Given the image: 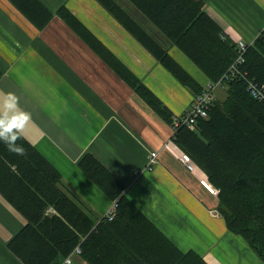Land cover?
<instances>
[{
  "label": "crops",
  "instance_id": "0c3cea01",
  "mask_svg": "<svg viewBox=\"0 0 264 264\" xmlns=\"http://www.w3.org/2000/svg\"><path fill=\"white\" fill-rule=\"evenodd\" d=\"M38 1L51 13L40 29L10 0H0V101L9 92L18 97L20 109L30 116L21 135L61 173L60 187L97 220L104 216L115 199L78 165L91 153L179 249L197 252L208 264H264L241 235L227 228L217 209L219 189L210 192L201 183L204 178L212 184L205 172L197 164L190 170L180 160L183 150L172 140V121L151 108L57 10L64 6L74 14L161 100L172 120L189 108L193 92L99 1ZM117 1L201 85L210 80L127 0ZM204 2L205 11L232 41L251 44L264 32V0ZM223 87L226 91V84ZM151 150L158 152L157 160L145 169ZM135 170L140 172L136 175ZM46 213L56 211L49 206ZM26 222L0 194V264H24L9 241ZM72 264L87 262L74 256Z\"/></svg>",
  "mask_w": 264,
  "mask_h": 264
},
{
  "label": "trees",
  "instance_id": "16d2710c",
  "mask_svg": "<svg viewBox=\"0 0 264 264\" xmlns=\"http://www.w3.org/2000/svg\"><path fill=\"white\" fill-rule=\"evenodd\" d=\"M37 28L51 13L38 0H10ZM193 94L201 85L167 47L117 0H97ZM176 45L210 80H218L236 57V42L205 11L204 0H127ZM57 14L77 32L157 113L172 121L169 109L67 8ZM242 69L264 84V32L245 52ZM173 140L219 189L217 209L227 228L241 235L264 261V105L242 78L226 83L195 129L177 127ZM23 155L0 141V194L26 219L9 241L24 264H63L76 246L87 264H208L193 250L183 251L123 194L121 183L94 155L85 153L80 169L116 200L109 220L87 213L61 187V173L21 134ZM51 206L56 213H46Z\"/></svg>",
  "mask_w": 264,
  "mask_h": 264
},
{
  "label": "built area",
  "instance_id": "2783aa9c",
  "mask_svg": "<svg viewBox=\"0 0 264 264\" xmlns=\"http://www.w3.org/2000/svg\"><path fill=\"white\" fill-rule=\"evenodd\" d=\"M249 46L243 40H238L236 42V57L233 62L228 67L227 71L224 72L220 78L216 81L208 80L200 92L193 95L192 102L189 108L178 116H175L172 120L173 133L175 129L181 125L186 126L190 130L195 129V124L199 118H205L208 114V109L215 99V89L219 86L225 85L228 81L234 78H242L245 81L247 91L258 101L262 102L264 105V84H261L254 79L248 77L247 72L242 69V65L245 61V52ZM173 140V136H172ZM167 146V143H165ZM158 152L156 150H151L148 156V162L145 169H151L156 163ZM180 160L187 166L188 169L193 170L195 168V163L193 162L191 156L185 152L181 151ZM140 171L135 170L134 173L137 175ZM201 183L213 193H216L218 189L209 183L206 179L202 178ZM117 203L116 200L112 202L110 207L104 214V217L111 220L115 215V207ZM81 253L79 246H76L74 250L69 254L64 260L63 264H72L73 257L78 256Z\"/></svg>",
  "mask_w": 264,
  "mask_h": 264
},
{
  "label": "clouds",
  "instance_id": "9594fccd",
  "mask_svg": "<svg viewBox=\"0 0 264 264\" xmlns=\"http://www.w3.org/2000/svg\"><path fill=\"white\" fill-rule=\"evenodd\" d=\"M0 104V141H3L10 151L23 155L25 149L18 145L16 140L30 118L29 113L20 109L18 97L11 92L4 96Z\"/></svg>",
  "mask_w": 264,
  "mask_h": 264
},
{
  "label": "rangeland",
  "instance_id": "374dc122",
  "mask_svg": "<svg viewBox=\"0 0 264 264\" xmlns=\"http://www.w3.org/2000/svg\"><path fill=\"white\" fill-rule=\"evenodd\" d=\"M223 88H224L223 86L222 87L219 86V87L216 88V90H215V98L217 96L219 100H222L225 97L226 91L223 90Z\"/></svg>",
  "mask_w": 264,
  "mask_h": 264
}]
</instances>
